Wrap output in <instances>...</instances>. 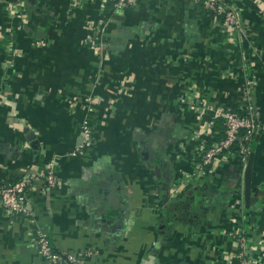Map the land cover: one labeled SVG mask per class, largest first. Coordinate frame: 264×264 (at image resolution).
I'll use <instances>...</instances> for the list:
<instances>
[{
	"label": "crops",
	"instance_id": "crops-1",
	"mask_svg": "<svg viewBox=\"0 0 264 264\" xmlns=\"http://www.w3.org/2000/svg\"><path fill=\"white\" fill-rule=\"evenodd\" d=\"M107 1L0 0V182L55 178L30 216L0 206V264H45L37 231L74 264H236L237 216L264 260V0H227L236 30L196 0ZM222 107L261 130L191 177Z\"/></svg>",
	"mask_w": 264,
	"mask_h": 264
},
{
	"label": "built area",
	"instance_id": "built-area-1",
	"mask_svg": "<svg viewBox=\"0 0 264 264\" xmlns=\"http://www.w3.org/2000/svg\"><path fill=\"white\" fill-rule=\"evenodd\" d=\"M106 0H104L105 2ZM114 1V11H123L133 7L137 0H112ZM202 6V9L213 15V19L221 18L220 24L230 30H236L240 27L238 15L222 0H196ZM101 24L105 26L106 21L102 20ZM103 28H100L102 31ZM87 104L86 111L92 114L93 106L88 97L84 98ZM216 118H220L224 125V139L219 143L205 148V142L200 147L197 157L194 161V171L191 177L203 174L218 164L225 156L239 153L243 162L246 161L250 153L251 142L256 134L261 130L251 111L246 115H239L230 107L217 108ZM207 137L211 134L212 124L208 125ZM82 144L80 148L86 147L91 139V130L86 119L82 128ZM239 140V142H238ZM210 166V167H209ZM54 166L52 163L47 164L45 173L39 177L36 174L28 173L14 182H0V206L7 217L30 216V193L33 190L37 179L42 178L47 184L53 186L55 178L53 174ZM235 226L228 233L236 243V264H264V260H255L249 258L247 240L244 233L242 221L239 217L234 218ZM36 245L38 254L43 258L45 264H74L77 259L73 256H64L56 251L50 244L48 236L42 232H36Z\"/></svg>",
	"mask_w": 264,
	"mask_h": 264
},
{
	"label": "trees",
	"instance_id": "trees-1",
	"mask_svg": "<svg viewBox=\"0 0 264 264\" xmlns=\"http://www.w3.org/2000/svg\"><path fill=\"white\" fill-rule=\"evenodd\" d=\"M226 3V2H225ZM112 6H114V1L110 0V1H107V4H106V12L112 8ZM197 8L199 9V11L201 12V14H203V16L207 19H213V15L206 12L205 10L202 9V6L199 2H197ZM215 20H217L219 23L221 21V18H215ZM236 113H238L239 115H246L247 114V111L245 110H234ZM224 125H223V121L222 119L218 118L215 120V128L213 130V132H211V134L206 138V141H205V148H209L211 147L213 144H216V143H219L221 140L224 139ZM239 142V140H238ZM250 150H251V147H250ZM210 167V166H209Z\"/></svg>",
	"mask_w": 264,
	"mask_h": 264
},
{
	"label": "water",
	"instance_id": "water-1",
	"mask_svg": "<svg viewBox=\"0 0 264 264\" xmlns=\"http://www.w3.org/2000/svg\"><path fill=\"white\" fill-rule=\"evenodd\" d=\"M222 1L227 2V0H222ZM245 185H246V193H245V194H246V196H247L248 191H249V185H250V170H249V169H248V171H247V173H246V175H245ZM195 205H196V204H195V202L193 201L192 204H191V206H192L191 209H193Z\"/></svg>",
	"mask_w": 264,
	"mask_h": 264
}]
</instances>
